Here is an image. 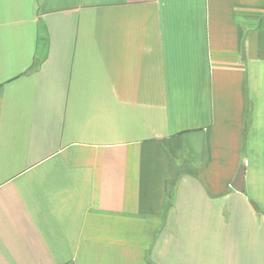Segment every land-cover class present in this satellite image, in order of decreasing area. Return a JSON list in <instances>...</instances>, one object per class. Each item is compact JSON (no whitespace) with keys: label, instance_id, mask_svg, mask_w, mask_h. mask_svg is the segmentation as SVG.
<instances>
[{"label":"crops","instance_id":"0c3cea01","mask_svg":"<svg viewBox=\"0 0 264 264\" xmlns=\"http://www.w3.org/2000/svg\"><path fill=\"white\" fill-rule=\"evenodd\" d=\"M0 264H264V0H0Z\"/></svg>","mask_w":264,"mask_h":264},{"label":"water","instance_id":"95a60500","mask_svg":"<svg viewBox=\"0 0 264 264\" xmlns=\"http://www.w3.org/2000/svg\"><path fill=\"white\" fill-rule=\"evenodd\" d=\"M243 173H244V170L243 169H240V171L236 175L234 184L237 187L232 186L233 189H235L236 191L242 190Z\"/></svg>","mask_w":264,"mask_h":264}]
</instances>
